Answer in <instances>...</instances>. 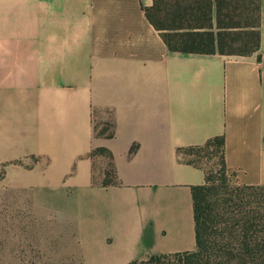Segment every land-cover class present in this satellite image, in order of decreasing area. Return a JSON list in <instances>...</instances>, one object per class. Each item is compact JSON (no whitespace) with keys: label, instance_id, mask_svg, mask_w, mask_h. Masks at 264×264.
<instances>
[{"label":"crops","instance_id":"crops-1","mask_svg":"<svg viewBox=\"0 0 264 264\" xmlns=\"http://www.w3.org/2000/svg\"><path fill=\"white\" fill-rule=\"evenodd\" d=\"M154 1L0 0L4 184L28 192L85 264L196 249L205 171L179 149L223 137L232 183L264 187V0L248 56L171 52L146 17ZM107 119L112 139L95 135ZM98 148L117 185L102 184Z\"/></svg>","mask_w":264,"mask_h":264},{"label":"trees","instance_id":"trees-1","mask_svg":"<svg viewBox=\"0 0 264 264\" xmlns=\"http://www.w3.org/2000/svg\"><path fill=\"white\" fill-rule=\"evenodd\" d=\"M251 6H255L253 17L245 16L243 12H249ZM144 11L171 52L248 56L259 51L258 0H155ZM99 123L95 122V135L112 139L114 124L105 128ZM205 151L211 159L218 160L213 169L206 170L196 160L185 161L203 169L206 177L205 184L192 191L196 249L130 264H264V187L232 183L223 137L213 138L201 147L179 149L177 153L181 157ZM99 156L109 160L110 168L102 184L117 185L113 154L105 148L95 149L92 157Z\"/></svg>","mask_w":264,"mask_h":264},{"label":"rangeland","instance_id":"rangeland-1","mask_svg":"<svg viewBox=\"0 0 264 264\" xmlns=\"http://www.w3.org/2000/svg\"><path fill=\"white\" fill-rule=\"evenodd\" d=\"M255 6L245 16H252ZM100 122V121H99ZM97 121V123H99ZM110 119L99 123L108 128ZM202 159H199V158ZM208 151L188 155L206 170L216 167L218 160L211 159ZM109 170V160L107 159ZM98 171V170H97ZM5 173L0 170V264H85L79 246L62 236L58 222L43 220L37 215L28 192L11 190L4 184Z\"/></svg>","mask_w":264,"mask_h":264}]
</instances>
